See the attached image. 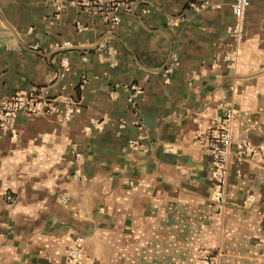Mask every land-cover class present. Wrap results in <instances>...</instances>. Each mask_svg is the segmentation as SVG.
<instances>
[{
  "label": "crops",
  "instance_id": "0c3cea01",
  "mask_svg": "<svg viewBox=\"0 0 264 264\" xmlns=\"http://www.w3.org/2000/svg\"><path fill=\"white\" fill-rule=\"evenodd\" d=\"M233 3L135 0L112 27L67 0H0V96L59 106L0 127V264H264V0L240 38ZM229 107L220 208L209 134ZM78 236L94 261L68 256Z\"/></svg>",
  "mask_w": 264,
  "mask_h": 264
},
{
  "label": "built area",
  "instance_id": "2783aa9c",
  "mask_svg": "<svg viewBox=\"0 0 264 264\" xmlns=\"http://www.w3.org/2000/svg\"><path fill=\"white\" fill-rule=\"evenodd\" d=\"M70 4L77 5L84 12L96 15L102 18L110 26L117 25L122 15L129 13L133 9L135 0H67ZM251 0H234L233 8L235 13V23L233 33L236 38L242 37L245 26V16L247 8ZM67 42L51 43L50 48H59L66 45ZM35 49L40 48V44L33 45ZM104 49L112 50V47L107 44H102L100 51ZM63 65H67L68 58H63ZM130 90L132 96L131 102L137 103V96L141 93L140 85L131 84ZM79 109V105L74 103L64 112L65 116H70L74 111ZM40 113L49 112L55 113L59 111L58 104L48 98L45 94L36 91L18 90L14 93L1 97L0 96V127L8 128L16 115L21 112ZM235 110L232 107L226 109L225 113L216 117L215 126L212 127L209 134L210 154L213 162L212 177L215 184L214 198L217 205L221 208L224 205L225 184L228 175V158L232 151L233 142V120ZM137 144V140L132 141ZM252 149L243 144L237 147V153L243 155L246 152H251ZM8 199H12V195H7ZM70 258L86 257L89 261H94V257L87 255L84 238L76 237L70 244L68 249ZM199 264H216L214 256L209 251H203L201 262Z\"/></svg>",
  "mask_w": 264,
  "mask_h": 264
}]
</instances>
